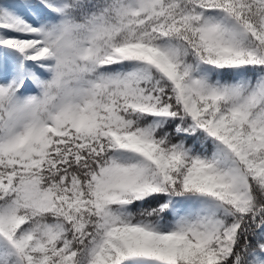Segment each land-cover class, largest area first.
Here are the masks:
<instances>
[{
	"label": "snow or ice",
	"instance_id": "6c2138e0",
	"mask_svg": "<svg viewBox=\"0 0 264 264\" xmlns=\"http://www.w3.org/2000/svg\"><path fill=\"white\" fill-rule=\"evenodd\" d=\"M0 264H264V0H0Z\"/></svg>",
	"mask_w": 264,
	"mask_h": 264
}]
</instances>
